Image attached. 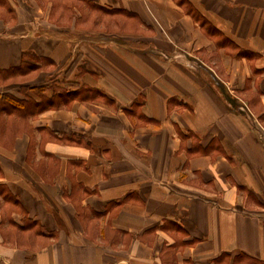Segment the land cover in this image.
Here are the masks:
<instances>
[{"label":"crops","instance_id":"0c3cea01","mask_svg":"<svg viewBox=\"0 0 264 264\" xmlns=\"http://www.w3.org/2000/svg\"><path fill=\"white\" fill-rule=\"evenodd\" d=\"M92 1L96 33L84 0L0 29V68L92 92L0 114V264H264V150L224 96L264 128V0Z\"/></svg>","mask_w":264,"mask_h":264},{"label":"rangeland","instance_id":"374dc122","mask_svg":"<svg viewBox=\"0 0 264 264\" xmlns=\"http://www.w3.org/2000/svg\"><path fill=\"white\" fill-rule=\"evenodd\" d=\"M89 2V8L92 9L90 10L91 13L89 14H83L87 15L83 19V23L85 21H88L87 24L82 25L83 28H87L89 31H95L94 33L97 32L98 29V24H97V18H98V13L96 12V4H93L92 0H87ZM84 0V2H87ZM83 2L82 0H0V21H3L4 27H1L4 32H12L13 30H25V28H30L35 29V28H40V30H46L49 31V23L50 25L57 26L64 28L69 24L71 21H75V26L74 27H81V25L77 24V18L75 19L74 17H78L79 15L77 14V9L79 11H84L86 7H82ZM92 6V7H91ZM84 9V10H83ZM17 18H21L22 24L21 25H16L17 24ZM81 24V22H80ZM10 26V27H8ZM111 24H108V28H106V31H112V28L110 27ZM6 27L8 29H6ZM104 30V29H103ZM122 31V30H121ZM38 32V31H36ZM103 39V38H102ZM100 39V40H102ZM77 45L75 44L74 47ZM75 49V48H74ZM42 59V58H41ZM38 59V57L32 52H29L28 55H26V58L24 59L23 63L26 68H33L32 70H28V73L26 75L22 76H17L12 79H6V80H1L0 79V87L5 86L8 90H12L14 93H19V96H24L28 95L31 96V98H37L39 93H36L37 90H27L34 82L37 80H42L44 79V83L47 88L44 89L43 91L46 92V94H52L53 90L51 89L53 86L59 87L60 85H57L55 81H52L50 77L48 76L49 74L44 72V75H41L39 77V73L41 69H38L35 71L36 67L38 66V62H42L43 65H47L48 60H45L44 58L41 60ZM78 62V61H77ZM81 63V62H80ZM78 62L77 65L80 64ZM195 63V62H194ZM44 68V69H43ZM42 69L47 70L48 66H44ZM63 86V85H62ZM60 88V87H59ZM65 88V87H64ZM221 91L223 92L224 89L222 87ZM9 92V91H8ZM11 93V92H9ZM13 94V93H12ZM41 95V93H40ZM229 104H231V107L235 109L237 112L243 114L244 116H247V118L250 121V126L253 127L259 134V139L262 145V148L264 150V128L259 124L258 121L254 120L252 115L250 114L247 106L241 104L240 102H236L234 99H231L226 93L224 95ZM230 257H224L222 258V262L224 261H229ZM242 260L241 257H237L234 259L233 263L236 264L237 261L240 262ZM243 260H245L243 258ZM248 263L250 264H261L254 262L252 260H248ZM219 264V261H218Z\"/></svg>","mask_w":264,"mask_h":264},{"label":"trees","instance_id":"16d2710c","mask_svg":"<svg viewBox=\"0 0 264 264\" xmlns=\"http://www.w3.org/2000/svg\"><path fill=\"white\" fill-rule=\"evenodd\" d=\"M28 53H23L22 60L18 65L11 66L9 68H0V79H12L17 76L26 75L28 70L33 68H26L23 61ZM76 82L65 81V79L57 85L53 86L52 94H46L44 89L46 86H30L27 90H37L36 93L39 96L37 98H31V96H17L9 92L0 93V114H17L19 116L36 115L51 107H58L61 104L67 102L69 99L76 96L89 97L92 95L91 88L85 86L75 85ZM63 85V86H62ZM65 87V88H64ZM226 98V97H225Z\"/></svg>","mask_w":264,"mask_h":264}]
</instances>
